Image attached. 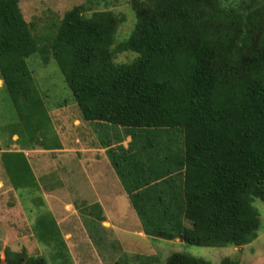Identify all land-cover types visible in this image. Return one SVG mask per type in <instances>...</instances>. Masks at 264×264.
Returning <instances> with one entry per match:
<instances>
[{
  "label": "trees",
  "instance_id": "1",
  "mask_svg": "<svg viewBox=\"0 0 264 264\" xmlns=\"http://www.w3.org/2000/svg\"><path fill=\"white\" fill-rule=\"evenodd\" d=\"M128 1L134 24L121 34L125 12L90 13L83 4L29 22L20 0H0V77L27 137L45 150L62 147L35 82V63L54 62L72 99L53 109L75 104L100 135L141 221L145 236L131 235L135 244L252 246L261 223L254 202H264V0ZM2 166L16 190L36 181L23 153L6 151ZM31 197L23 199L29 213ZM81 213L95 220L91 210ZM53 220L52 227L37 217L34 234L48 229L56 257L75 264ZM1 246L0 264H49L45 250L35 256ZM126 255L114 264H146ZM165 264L211 262L174 253Z\"/></svg>",
  "mask_w": 264,
  "mask_h": 264
},
{
  "label": "rangeland",
  "instance_id": "2",
  "mask_svg": "<svg viewBox=\"0 0 264 264\" xmlns=\"http://www.w3.org/2000/svg\"><path fill=\"white\" fill-rule=\"evenodd\" d=\"M87 5L89 11H104V10H114L125 12L128 16V22L121 26L119 31L121 34H127V32L133 27L134 24V12L132 11L128 0H105V1H91L88 0H20V8L23 16L27 21H32L35 17H43L47 12H52L57 16L61 17L65 12L73 9L78 5ZM133 55H123L122 60L132 59ZM41 63V64H39ZM36 62L34 65L35 72V82L38 86L41 95L44 98L46 106H51L49 108L48 118L50 119L51 129L53 132L58 133L61 144H65L64 149L66 151L58 152L55 156L52 154H41L31 152L33 158L39 157L38 160L43 161L44 167L39 169L41 173L50 172L49 177L46 178L44 182L45 190L48 192L45 196L46 201L43 198L41 192H37V184L41 187L43 183L41 182L42 177L47 175H38L37 181L34 179H29L27 181V186L24 188L26 193H28L32 200L27 203L32 207L29 216L35 217L38 222H45L48 225H53L56 220L57 227H54L52 231L61 230L60 232L65 235V240L71 251L72 260L75 264H114L118 260L117 254L116 258L108 259L105 251H109L111 248L107 245L99 244L101 259H98L96 255L93 257L88 256L86 259L82 258V255L78 252L81 251L82 246L85 243H91V233L93 232L95 236L101 235L104 241L111 244V237H107L104 233V228L101 224H97L100 216L103 213L99 210V204H92L90 201L91 194L97 190V194L103 196L106 200L107 205L109 204L110 210L113 211V215L118 219V221L128 225L131 223L130 220L120 219V213H124L126 208L124 205L117 204L111 206L112 192L114 191L115 183L119 185L118 179L114 173L112 165L104 158L107 155L104 148L98 145L100 135L94 132L93 128L89 123L85 122L81 118L79 109L75 104H70L68 107L54 110V105L66 102L68 99H72L71 92L64 83L63 76L61 75L57 64L54 62L49 66H43L42 62ZM22 126V119L19 117L11 98L3 84L0 77V155L2 151H6L8 146L12 150H17L19 147H27L30 150H36L33 141L29 139L26 140L27 132ZM91 131V134L88 133ZM77 139L81 142L80 145L77 144ZM52 142V141H51ZM12 144V145H10ZM16 144V145H14ZM15 146V147H14ZM180 141L179 144L176 143L175 150L176 153L180 152ZM84 151V152H83ZM24 152V151H23ZM25 153V152H24ZM55 154V153H54ZM52 159V160H51ZM1 160V158H0ZM35 160V159H34ZM41 165V164H40ZM4 167L0 161V243L1 247L10 245L14 250L25 249L30 255H40L46 257L49 264H62V261L56 257L57 253V242H53L57 239V236H51L47 232L44 234H34L33 222L27 221L28 214L25 213L24 202L17 192L13 191V187L9 182L8 177L3 169ZM47 170V171H46ZM115 183H114V181ZM54 183L53 192L50 194L48 187L50 188ZM101 188L99 190L98 188ZM58 189V191L56 190ZM57 193V194H56ZM126 193V192H125ZM24 198V197H23ZM43 199L44 204L42 201ZM60 199L70 201L73 205L67 207V211L62 210L59 207ZM125 199H127L125 197ZM123 202V201H122ZM255 207L260 212V229L258 231V238L252 244V246H247L244 249H238L234 247L225 248H209V247H197L190 246L187 244H168V248H164L165 241L159 242L157 244V249L147 246V242L142 244H135L134 242L126 241L123 243L122 238H119V243L122 245H117L121 252H125L130 260H140L146 264H165L166 259L174 253H185L196 257L204 258L209 260L211 264H221V261L225 257H232L238 259L241 264H264V202L257 199L254 202ZM52 210V213L51 211ZM83 210L88 212L91 210V216H95V220H88L83 217L81 213ZM100 211V212H99ZM127 211V210H126ZM130 213L137 218L138 215L132 208ZM64 216H68L71 222H67ZM35 219V220H36ZM42 219V220H41ZM40 220V221H39ZM59 222V224H58ZM68 223L66 227L65 223ZM101 223V222H100ZM139 224L141 221L138 222ZM62 225H64L62 227ZM71 225L75 226L73 228ZM95 225V227H93ZM122 228L126 229L127 226ZM85 228H89L90 234H86ZM53 227V226H52ZM69 229V230H68ZM137 230L136 228H134ZM84 231V232H83ZM70 232V233H68ZM44 236L47 240H51V245L46 244L44 241ZM88 236V238H86ZM93 236L94 240L95 237ZM100 238V239H101ZM99 239V240H100ZM43 243H41V241ZM89 242H88V241ZM164 242V243H163ZM163 245V246H162ZM92 248L95 246L98 248L97 243L91 245ZM115 247V246H113ZM99 249V248H98ZM156 259L146 257H140L143 254H155ZM1 257L4 258L3 253ZM154 257V256H153ZM132 262V261H130ZM120 264H125L121 261Z\"/></svg>",
  "mask_w": 264,
  "mask_h": 264
},
{
  "label": "crops",
  "instance_id": "3",
  "mask_svg": "<svg viewBox=\"0 0 264 264\" xmlns=\"http://www.w3.org/2000/svg\"><path fill=\"white\" fill-rule=\"evenodd\" d=\"M27 139H29V137H26V140ZM30 140L31 141H33V143L32 144H34V146H35V148H36V150H30V149H28L26 146L25 147H19V149H17V150H12V149H10V147L8 146V148H7V150L6 151H8V152H12V153H19V154H21V153H23L24 154V157H25V160H26V162H28V164H29V166L31 167V169H32V171H34V173L35 172H37L39 169H42V168H44V167H41L44 163H43V161H40V160H38L39 159V157H37V158H33L32 156H33V154H36V153H41V154H45V153H50V154H52L53 153V155L55 156L58 152H63V151H66V149H64V147H65V144L63 143V145H62V147H60V148H56V149H47V150H45V149H42L40 146H38V144H37V141H36V139H31L30 138ZM80 141L77 139V142H76V145L77 144H79L80 145ZM10 145H12V144H10ZM14 145H16V144H14ZM15 147V146H14ZM6 151H2L1 152V155H0V158H1V164H2V156H3V153H5ZM25 153H24V152ZM35 152V153H33V154H31V152ZM84 152V151H83ZM55 153V154H54ZM104 158L108 161V159H107V155H104ZM35 159V160H34ZM52 160V159H51ZM110 162V161H109ZM41 164V165H40ZM36 169H37V171H36ZM47 171V170H46ZM38 175H40V176H42L43 174L44 175H47V176H44V177H42L41 179H44V180H41V182L43 183V185L40 187L38 184V187H39V189L36 191V193L39 191V192H41L44 196H43V198L45 199V196L46 195H49V194H46V193H48L46 190H45V186H44V182H45V180H46V178L47 177H49V175L51 174L50 172H48L47 171V173H41L40 171H38ZM115 174V176L117 177V179H118V182H119V185H116V183H115V181H114V183H115V187H114V191L112 192V196L110 197L111 199H112V202H111V206L112 205H114L115 203H116V207H117V204L119 205V204H123L124 205V207L126 208V210L124 211V213L123 214H121V212L120 211H118L119 213H120V216H121V218L120 219H126V220H129V219H132V220H130L131 221V223H129L128 225H125L126 224V222L125 223H122L121 222V220H120V222L118 221V219L113 215V211L112 210H110L109 208H110V206H109V204L107 205V202H106V200L103 198V196L101 195V193L100 194H97V190H95L92 194H91V198H90V201L92 202V204H94V203H96V204H99L100 205V208H101V212L103 213V218L105 219V221L104 222H102V227L104 228V233L103 234H106V236L107 237H111L112 238V240H111V244L110 243H108V242H106V241H104L102 238H104L103 236H102V238L100 239L99 238V236L100 235H98V236H95L94 235V233L92 232H89V228L87 227V228H85V226H83V230H85V233L87 234H90L91 235V243H85L83 246H82V248H81V251L80 250H78V252L82 255V258L83 259H86L88 256H91V257H93L94 255H96V257L98 258V259H101V255H100V247H99V244H103L104 246H115V248H113L112 246L110 247L111 249L109 250V251H105V253L107 254V258L108 259H113V258H116V255L118 254V253H120V254H122V253H125V252H121V250L119 249V247L118 248H116V245H122V244H120L119 243V238L121 239V237H125V239H127L128 238V240H123V243L124 242H126V241H129V242H134V240L133 239H131L130 238V236L131 235H135V236H138V237H143V236H145V234L143 233V231H142V225H141V223L139 224L138 222L140 221L139 220V218L137 217H135V215L133 216V213H130V210L132 211V205H131V202H130V200H129V198L127 197V194L125 193V191H124V189H123V186H122V184H121V182H120V180H119V178H118V176H117V174L116 173H114ZM34 176H36V174L34 175ZM36 178V177H35ZM50 178V177H49ZM39 178H36V181L38 180ZM10 182V181H9ZM12 185V184H11ZM13 187V186H12ZM53 187L55 188V186H54V183H52V186L49 188L48 187V191H50L49 193L50 194H52V193H54L53 192ZM99 190H101V188L99 187L98 188ZM57 191H58V189H56ZM13 191L14 192H17V194H19L20 195V197L22 196V197H24V198H22V200L23 199H25L26 200V198L25 197H27V196H30L29 194H27V193H25V191L23 190V189H19V190H16L14 187H13ZM22 193V194H21ZM38 194V193H37ZM57 194V193H56ZM125 197L127 198V199H125ZM45 200H47V199H45ZM123 201V202H122ZM23 202H24V200H23ZM70 204L71 205H73L70 201H66V200H64V199H60V202H59V207H61L62 208V210H65V211H67V207L68 206H70ZM24 205V204H23ZM21 207L22 208H24V211H25V213L26 214H28V218H26V220L27 221H24L25 223H27L28 222V220L29 221H31V222H33V223H36V220H35V217H32V216H29V212H27V210H26V208H25V206L23 207L22 205H21ZM65 217V219H66V221L67 222H71V219L70 218H68V216H64ZM65 223V225H66V227L68 226V223ZM58 224H59V222H58ZM127 226V228L126 229H124V228H122L123 226ZM64 225H62V227H63ZM73 228H75V226H73V225H71ZM134 228H136L137 230H135ZM69 230V229H68ZM61 231V230H60ZM62 232V231H61ZM84 232V231H83ZM68 233H70V232H68ZM129 233V234H128ZM121 234H122V236H121ZM62 235H63V238L65 237V235L62 233ZM93 236H95V237H97V238H99L100 240H97L96 238V241L97 242H99V243H97V245H98V248H96L95 246L92 248V246L91 245H93V243H96L95 241H94V238H93ZM86 238H88V236H86ZM65 239V238H64ZM88 241V240H87ZM65 242H66V240H65ZM89 242V241H88ZM66 244H67V242H66ZM67 247H68V249H69V246H68V244H67ZM69 251H70V249H69ZM71 252V251H70ZM85 254H88V256H86ZM152 255H154V254H151V255H148V254H143L142 256L143 257H149V256H152ZM141 257V256H140Z\"/></svg>",
  "mask_w": 264,
  "mask_h": 264
}]
</instances>
